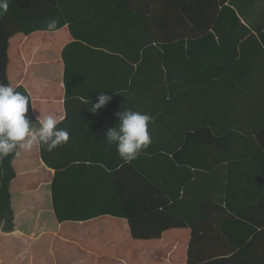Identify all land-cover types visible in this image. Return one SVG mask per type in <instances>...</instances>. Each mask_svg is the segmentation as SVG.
I'll return each instance as SVG.
<instances>
[{"label": "trees", "instance_id": "trees-1", "mask_svg": "<svg viewBox=\"0 0 264 264\" xmlns=\"http://www.w3.org/2000/svg\"><path fill=\"white\" fill-rule=\"evenodd\" d=\"M49 1L51 10H42L40 0H9L7 10H0V83L10 84L28 96L29 110L33 111V115L40 114L41 118L49 114L57 116L58 127L69 133L67 142L52 151L34 145L29 152L18 150V154L0 157V264H141L140 257H137L135 263L134 259L116 257L111 251L118 250L121 244L124 247V240H119L118 236L125 238L133 231L137 221L135 219L145 213V209L130 208L124 182H130L134 169H167L169 172L180 170V187L187 191L188 186L196 184L200 191L204 190L205 169L213 168L218 175L221 166L217 159L213 160L214 165H209V161L203 158L206 147L204 146V150L203 146H197L200 142L198 140L207 138L208 143H211L207 147L220 152L223 146L220 145L221 137L233 131L232 124L226 129L214 124L219 121L217 113L207 118L206 122L191 120L187 112L192 105L188 89L194 88L187 81L174 80L167 64L164 65L168 66L165 70V62L158 57L155 37L144 44L148 47L143 50L134 46L132 54L130 45L115 48L127 42L125 24L121 15L111 18V30L119 28L117 33L109 34L108 25L111 21L103 22V6L100 5L97 25L103 23L98 30L101 35L94 42L96 34L90 33L89 29L82 33L80 28L84 24H89L87 28H92L90 22L94 17L89 14L98 11L96 5L79 9L76 6L81 4L80 0ZM95 2L94 0L93 4ZM51 19L58 21L55 30L47 28V22ZM60 30L69 39L75 36L79 38H74L76 41L71 43L66 38L62 40L63 43L69 42L63 50V59H67L64 70L65 88L61 85L60 75L59 80L55 81L40 73L38 67L43 64H34L38 59L36 49H39V37L44 38L40 32H47L44 43H51L54 42L52 38L60 37ZM92 44L98 48L91 47ZM32 57L34 63L30 64ZM43 58L42 56L40 60ZM70 59L71 62H78V74L85 78L86 85L82 83L80 87L76 86L79 82L73 78L72 72L75 71L70 69ZM132 62L138 64L135 72L131 66L124 64ZM109 63L111 66L106 65ZM60 66L58 63L55 68ZM106 67L116 69L112 72L109 69L107 72L100 70ZM120 68L125 73L119 74ZM158 70L162 74H158ZM109 73L112 74L107 75ZM37 74H40V79H46L44 86L49 94L46 99L52 103L54 110L47 112L45 100L30 86ZM145 76L148 78L146 82ZM88 84L92 87L98 84L100 93L94 87L91 92H77L83 86L88 88ZM101 94L109 95L112 99L93 113L90 109L98 102L97 98ZM180 94L181 103L185 107L182 110L180 107V112L174 115ZM64 95L68 115L63 120ZM71 104H76L73 107L74 114L70 112ZM128 106H132L134 111H139L137 106H148L147 113L153 117L149 126L151 144L134 161L108 160L106 157L109 155L99 145L95 151L87 139H96L99 135L92 133V128L88 125L85 130L80 125L72 130L67 128V125L76 121L118 118L116 113ZM199 122H205V125L200 124L205 129L198 126ZM159 138H167L171 142L161 144ZM226 140L225 137L224 142ZM223 147L224 150L227 148L225 145ZM111 152L113 154L115 150L111 149ZM233 163L240 167L242 173L251 162L235 160ZM107 168H121L120 171L125 174L115 175L116 182L103 188L101 185L105 183L104 179L91 177L90 174L93 170ZM219 179L223 182L217 185L216 200H231L232 192H225L223 185L226 180L230 185L232 178L223 176ZM118 185L122 188L120 192L115 191ZM249 227L251 239L245 238L243 244L247 253L243 258L233 256L220 264H264V225L259 228L261 232H257L255 226ZM191 261L197 262L194 259ZM184 262L182 255L181 260L171 264Z\"/></svg>", "mask_w": 264, "mask_h": 264}, {"label": "crops", "instance_id": "crops-1", "mask_svg": "<svg viewBox=\"0 0 264 264\" xmlns=\"http://www.w3.org/2000/svg\"><path fill=\"white\" fill-rule=\"evenodd\" d=\"M40 1L42 10H51L49 0ZM80 1L81 4L76 6L79 9L94 5L98 9L89 14L94 17L90 22L92 28L84 24L80 28L82 33L87 29L95 33V42L101 35L99 25L111 21L108 33L115 34L119 26L112 31V19L121 15L128 38L125 39L127 42L115 48L130 45L132 54L134 46L143 50L148 47L144 44L155 37L158 57L165 62L163 66L167 64L171 68L173 79L187 81L191 88L196 89H188L192 105L187 112L191 120L206 122L207 118L217 113L219 121L214 124L221 125L223 129L231 124L233 127L231 133L227 132L221 137L220 145L227 148L224 150L222 146L220 152L207 147L211 144L207 138L198 140L197 146L206 147L203 158L209 161V165H214L213 160L217 159L221 166L218 175L213 168L205 169L204 190L200 191L196 184L188 186L187 191L180 187V170H133L130 182H124L125 195L131 209H145V213L135 219L133 231L125 238L118 236L119 240H124V247L121 244L118 250L111 251L116 257L126 256L134 259L135 263L140 257L141 264H171L181 260L182 255L184 264H220L233 256L243 258L247 253L244 239H251L249 226H255L257 232H261L259 228L264 225V0H95L94 4V0ZM100 5L103 6L101 17L104 21L97 25ZM62 31H59L60 37L52 38L55 43H44L47 32H40L44 38L39 37V49L33 46L37 48L38 59L34 63L32 57L30 64H43L38 67L40 73L55 81L59 80L60 75L61 85L65 88L67 59H63V50L69 42L79 38L75 36L69 39L66 34L62 35ZM65 38L69 42L63 43ZM91 47L98 48L94 44ZM42 56L44 58L40 60ZM58 63L61 66L55 68ZM77 63L71 62L70 69L75 71L72 72L73 78L79 82L76 86L80 87L82 83L86 85V81L79 76ZM124 64L131 66L133 72L138 69L137 63ZM106 65L111 66L110 63ZM168 66H164L165 70ZM108 69L112 72L116 68L100 70L107 72ZM159 72L162 74L161 70ZM121 73H125L122 68L119 69ZM39 75L31 83V79L28 82L45 100L48 112L54 109L46 99L49 96L44 86L46 79H40ZM147 79L145 76V82ZM87 87L83 86L77 92H91L94 87L100 93L98 84L93 87L88 84ZM181 97V94L178 95L174 115L180 112V107L181 110L185 107ZM64 99L65 95L62 97L63 120L68 115ZM73 107L76 104L70 105L72 114ZM137 107L139 112L148 111V106ZM121 109L133 110L132 106ZM29 112L33 114L32 110ZM35 118L33 115V126H37ZM205 122H199L198 126L203 129ZM118 123V118L76 121L67 128L72 130L80 125L85 130L88 129L86 125L90 126L92 133L96 132L99 136L96 139L88 137L87 142L93 145L95 151L97 145L101 146V150L109 155L106 159L117 160L121 158L115 145L110 146L106 142L105 133ZM158 141L161 144L171 142L167 138H159ZM111 149L115 153L112 154ZM235 160L251 163L241 173L240 167L233 163ZM120 169L93 170L90 176L104 179L105 183L101 186L105 188L111 186L109 183L116 182L115 175L125 174ZM223 176L232 178L230 185L227 180L223 185L225 192L230 190L232 196L231 200L217 201L218 193L215 192L217 185L223 182L219 177ZM120 190L121 185H118L115 191ZM191 259L197 262H190Z\"/></svg>", "mask_w": 264, "mask_h": 264}, {"label": "clouds", "instance_id": "clouds-1", "mask_svg": "<svg viewBox=\"0 0 264 264\" xmlns=\"http://www.w3.org/2000/svg\"><path fill=\"white\" fill-rule=\"evenodd\" d=\"M8 4L9 0H0V10L6 11ZM57 24L56 19H51L47 28L55 30ZM97 99L98 102L90 109L93 113L106 106L112 97L101 94ZM29 105L28 96L10 84L0 83V157L18 154V150L29 152L34 145L52 151L69 139L67 130L58 127L59 119L55 115L41 118L39 114L35 118L38 127L33 126ZM116 116L119 123L106 130L105 140L108 145H115L123 161H134L151 144L149 126L153 117L131 109L117 112Z\"/></svg>", "mask_w": 264, "mask_h": 264}]
</instances>
